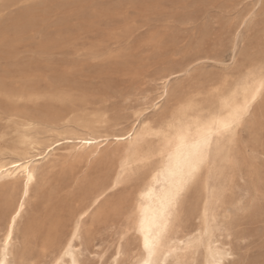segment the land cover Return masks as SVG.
<instances>
[{
    "label": "rangeland",
    "instance_id": "374dc122",
    "mask_svg": "<svg viewBox=\"0 0 264 264\" xmlns=\"http://www.w3.org/2000/svg\"><path fill=\"white\" fill-rule=\"evenodd\" d=\"M11 1L0 0V146L15 139L13 126L6 122L9 114L30 112L28 115L37 120H47L49 113L59 117L67 111L55 102L39 100L33 105L12 99L19 90L22 97L33 92L47 96L64 93L77 108H84L87 98L95 99L91 107L106 112L107 131L115 135L130 128L136 112L147 114L148 108H153V98L158 100L168 74L174 73L169 91L178 88L185 94L217 87L224 74L242 76L253 61L264 60V7L260 0H13L17 3L6 7ZM237 33L238 64H232ZM184 69H190L188 75L181 72ZM161 104L159 115L173 101ZM159 115L154 116L158 119ZM258 130L257 144L243 134L248 147L239 170L247 177L264 171V159L250 154L254 145L264 149V111ZM116 149L113 143L101 148L100 155L73 183L55 169L42 195L29 199L13 241L16 248L26 245L29 264H53L68 213L90 187L88 178L95 167L107 168L116 162L111 156ZM67 165L78 169L84 168L85 162L75 157ZM7 211L0 189V238L5 233ZM32 220L37 221L34 226ZM109 232L106 227L99 228L89 249L101 253V260H109L113 250ZM238 236L234 242L236 264H264V210L253 220H241ZM86 257L101 264L95 253Z\"/></svg>",
    "mask_w": 264,
    "mask_h": 264
},
{
    "label": "bare ground",
    "instance_id": "6f19581e",
    "mask_svg": "<svg viewBox=\"0 0 264 264\" xmlns=\"http://www.w3.org/2000/svg\"><path fill=\"white\" fill-rule=\"evenodd\" d=\"M7 2L6 4H8ZM11 2L12 3L6 7H13L17 3L13 0ZM245 24L246 21L243 22L242 26ZM239 38L240 34L237 33L231 49L233 54L232 64H238L237 52ZM260 62L259 60L253 61L248 67L255 66ZM181 72L184 73V75H188L190 69H184ZM246 73L247 71L239 77L224 74L219 86L206 90L193 89L185 94L178 88L175 92L172 91L173 93L169 91V78H171L174 73L168 74L162 81V93L158 97V100L160 99L159 102L163 101L164 104L172 100L173 104L169 105L170 108L167 109V111L161 112L160 115L158 112V119L154 116L156 120L150 117V120L145 121V124H148L149 127L146 129L141 125L136 135L132 136L131 139H128V137L132 133L133 127H135L134 124L133 127H130L120 137L108 133L106 128V112L103 109L91 107L95 99L87 98L85 107L77 108L71 96L64 93L47 96L49 95L48 93L47 95H43V93H40L41 95H35L36 93L30 92L34 95L24 93L29 96L22 97L18 94L21 90L18 92L15 91L17 96L9 97L12 99L15 98L17 101L26 100L33 105L38 103L39 100H42V102H55V104L58 103L60 106H64L67 111L59 117H55L49 113L47 120H37L36 117L33 118L31 115H28L30 112L23 114L20 111V113L14 112L6 117V122L13 126L12 134L14 133L15 137L10 145L0 146V169H3V171H0V189L3 190L8 203L6 221L8 220V213H11L14 207L20 209L17 200L21 199L25 201L23 208L20 210L21 215L17 217V222L13 229V240L7 258L12 261V264H29V260L27 259L29 254L26 253V245L21 246V248H16L13 244L14 236L18 222L22 219L26 211L29 199L42 195L44 184L48 181L52 172L55 169H60L61 176L67 182L73 183L85 173L87 166L92 160H94L98 154L100 155L101 148L113 143L117 146V149L111 153V156L116 158V162L107 168L101 166L95 167V172L88 178L90 187L84 190L81 199H79L73 210L67 215L65 230L60 241L58 253L61 252L62 247H66V241H71L70 232L74 230L75 222L79 219L80 215L84 212H88L89 215L84 216V220L80 221L84 240V246L81 251L85 253V255L82 256L80 251H75L81 249L80 240L71 241L74 254L78 259L88 261L86 255L91 253H95L100 258L99 260L102 259L103 255H101V253L89 252V249L94 246L93 242L98 233V229L106 227L108 230L110 229L109 235L114 240V242H112L113 246L120 250V259L125 261L126 264H143L142 236L139 232L133 233L131 229L127 228V219L114 212V208L122 200L125 193L117 192L115 195H108L105 199L109 188L112 185H116L117 188H126L127 181L125 177L130 173L136 172L140 166L139 161L145 158L159 145V138L153 134L157 129L152 127V125L156 124L158 121L175 118L177 126L182 125L187 128L188 125H192L191 130L194 134L196 121H206L211 119L212 116L218 119H226L231 111V106L242 104L247 98L246 91L251 87L252 81L245 78ZM28 78L29 77H27V79ZM23 79H25V77H23ZM5 81L6 80H3L4 84ZM19 86L22 87L23 85L21 86L20 84ZM24 87L27 88L26 86H23V88ZM6 88L8 89L9 87L7 86ZM10 90H8V95H10V93L12 95ZM5 92L4 90V93ZM165 92H167L166 99L164 98ZM62 95L69 98L60 99L59 97ZM10 103L11 102L8 104ZM15 107L17 108V106ZM153 109L155 110V103ZM36 111L32 112L36 114ZM263 111L264 103L260 102L258 96L254 104L252 117L247 124L242 125L238 130L237 142L232 146V151L230 153L223 150L222 139L220 141L221 151L217 152L215 150L216 137L213 136L214 143L210 155L211 164L204 170V183L201 187L186 194L187 211H185V204H182L179 210L181 216L174 224V230L171 231V239L167 241L170 246L182 247L180 245V240L183 239L185 244H187L188 239L194 237L195 234L194 238H204L205 243L203 244L202 251L198 248L196 251L190 253L180 252L174 254L177 255L181 261L188 259L189 264H197V262H200V264H208V261L213 258L212 252L209 251V247L215 249L217 246L230 248L232 250V256L230 258L234 260L236 256L234 242L239 237L238 228L240 221L246 218L253 220L264 210V205H261V196L264 194V171H262V173H253L247 177L239 170L241 166L240 159L245 156L244 153H246V148L248 147L243 140V134L246 133L250 135L254 144L259 143L260 133L258 125ZM137 113L138 112L135 113V116ZM2 137L3 136H0V138ZM88 137H91L94 141L93 144L84 142ZM125 140H127V143H125ZM29 141L37 145V156L31 164V167L37 171L36 179L33 184L29 186L30 194L28 197H24L18 177L19 169L14 172L12 170V165L21 164L20 158L32 147ZM44 145H47V147H44ZM42 147L44 148L43 153L39 152V148ZM49 149H51V151H49ZM59 153H63V155L56 159ZM250 154L257 155L264 159V149H259L255 147V145L251 148ZM75 157L84 160V168L77 169L67 165L71 158ZM229 161H231V163ZM48 164L50 168H45ZM160 180L164 182L165 177L161 176ZM160 186L161 185H156L155 187L158 189ZM144 192L145 198L143 206L146 209L147 217L150 219L158 202L155 195L151 197L147 195V187H144ZM214 192L218 194L217 201H213L211 198ZM13 196L14 198H12ZM97 198H101L102 203L95 207V211H91L94 206L93 202ZM205 202L208 204L207 220H205L204 217ZM243 202H247L251 207L246 214H239L237 213V206ZM197 212H199V214H197ZM225 216L230 218L234 228V231L230 233L232 239H228L229 234L220 233L219 231L210 236H206L205 233L210 231L211 224L215 223L217 220L223 221ZM30 223L34 226L37 221L35 222V220H32ZM40 227L41 226H39V228ZM28 228L29 224L25 227L23 234H26ZM125 231H127V235L124 234ZM5 235L6 232L3 237ZM122 235L124 237L123 241L120 239ZM137 237H139V240ZM64 258L68 260V264H71V255ZM161 259L163 260V257H161ZM169 259H172V257H169ZM251 262L250 260V263Z\"/></svg>",
    "mask_w": 264,
    "mask_h": 264
},
{
    "label": "snow or ice",
    "instance_id": "6c2138e0",
    "mask_svg": "<svg viewBox=\"0 0 264 264\" xmlns=\"http://www.w3.org/2000/svg\"><path fill=\"white\" fill-rule=\"evenodd\" d=\"M260 7H264V0H261ZM247 80L252 81V85L246 91V99L242 104L231 106V111L226 119H218L212 116L206 121H196L195 133L192 132V125L177 126L175 118L163 121H158L152 127L157 131L153 133L159 138V145L156 146L151 153L139 161V168L134 173L128 174L125 179L127 181L126 188H117L112 185L108 195H115L117 192H123L125 195L122 200L114 208V212L127 219V228L133 233L139 232L143 238V264H189L188 259L180 260L177 253H190L196 249L203 250L204 238L190 237L187 244L183 239L180 240L182 247H173L168 245L167 241L171 239V231L174 230V224L181 216L180 207L185 204L186 209V194L194 191L204 183V170L211 164L210 155L213 149V136L216 137L215 150L221 151V139L223 141V150L232 151V146L237 142L238 130L242 125L247 124L251 119L254 111V104L259 96L260 102L264 103V60L255 66L247 68ZM171 79V78H169ZM60 99H68L67 96H61ZM164 98H167V92L164 93ZM155 102V110L149 107L147 114L143 111L136 114V119L129 127H133V131L128 137L136 135L140 126L143 125L146 129L149 127L145 121L150 120L151 116L156 115L163 105L153 98ZM117 137L122 134L115 133ZM88 144H93L94 141L88 137L84 141ZM32 144L31 149H28L22 156L20 165H12V170L15 172L19 169L18 177L20 180L24 197H28L29 186L36 179V171L31 167L37 156V145ZM127 143V140H125ZM47 147V145H44ZM44 148H39V152L43 153ZM51 151V149H49ZM231 163V161H229ZM11 163V162H10ZM3 171V169H0ZM165 177L164 182H161L160 177ZM156 185H161L158 189ZM144 187L148 188L147 195L149 197L155 195L157 207L155 208L151 218L146 214V209L143 206L145 198ZM139 194V195H138ZM212 200H218V194H212ZM17 203L20 209L13 208L11 213H8V220L5 224L6 235L0 238V264H12L7 257L13 240V229L17 222V217L21 215V209L25 201L18 199ZM102 203L101 198H97L93 202L91 211H95V207ZM261 204L264 205V194L261 196ZM204 217L208 219V204L205 202ZM250 205L247 202L237 206V213L246 214L250 210ZM199 214V212H197ZM89 215L84 212L75 222V228L70 232L71 241L80 240L81 249L84 246L83 234L80 221L84 220V216ZM194 231V230H193ZM219 231L220 233L229 234L228 239L231 240L230 233L234 231L232 222L228 216H225L223 221H215L211 224L210 231L206 232V236ZM127 235V231L124 233ZM123 235L120 237L123 241ZM139 240V237H137ZM71 241H66V247H62L61 252L54 258L53 264H68V260L64 257L71 255V264H96L94 260L85 261L78 259L74 254V248ZM210 243V241H209ZM212 252V259L208 264H236V261L231 259L232 250L223 246H217L215 249L209 247ZM120 250L113 246L109 260H101V264H126L120 259ZM163 257V260L161 259ZM172 257V259H169ZM97 259H100L97 257ZM200 264V262H197Z\"/></svg>",
    "mask_w": 264,
    "mask_h": 264
}]
</instances>
